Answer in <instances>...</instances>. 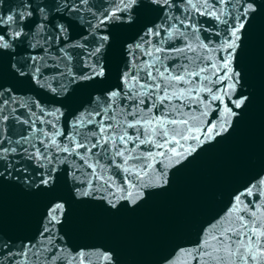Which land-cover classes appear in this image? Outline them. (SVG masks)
I'll return each mask as SVG.
<instances>
[{"label": "snow or ice", "instance_id": "6c2138e0", "mask_svg": "<svg viewBox=\"0 0 264 264\" xmlns=\"http://www.w3.org/2000/svg\"><path fill=\"white\" fill-rule=\"evenodd\" d=\"M111 4L110 8L101 9L90 0H19L15 8L9 7L8 14L0 12V69L54 93L59 89L67 94L72 85L91 87L110 72L105 59L113 42L114 27L133 23L140 9L161 4L168 9L164 15L166 25L153 24L140 34L138 43L124 46L131 60L120 73L119 84L90 96L88 108L70 122L67 135L57 126L63 115L59 109L46 113L40 108V116H53L55 121L41 119L31 108L26 118L24 113L17 115L18 107L26 105L6 111L9 103H16L14 92L0 84V180L18 181L27 189H50L58 179L61 165H70L77 197L106 201L113 210L121 200L135 205L143 196L144 178L156 164L162 166L155 170L159 174L157 179L166 177L165 161L179 163L195 150L190 145L185 147L186 144L204 143L228 130L231 117L238 113L225 103L221 114L217 102L223 103L227 97L239 109L248 100H232L240 73L231 67V59L238 47L239 33L245 27L244 18L255 11L249 0H203L202 5L188 0L190 8L200 15L213 17L221 24L232 21V31L220 46L221 52H228L221 63L212 61L207 54L210 45L202 42L191 17L168 14L172 10L171 0H111ZM235 22H239L238 27ZM77 28L81 31L74 38ZM184 28L192 29L195 43L189 42V34L181 30ZM176 40L185 43L176 44ZM166 44L171 47H165ZM53 48L56 54H52ZM70 48L83 52L73 53ZM49 58L54 63L49 64ZM43 68L58 69L49 74L55 88L42 82ZM212 111L218 114L216 123L205 119ZM18 123L27 129H21L22 134L13 141L6 133ZM37 123L40 128H36ZM34 141H39L41 147ZM69 157L75 159L70 162ZM25 160L32 162L35 172L23 166ZM116 176L121 177L119 186ZM163 184H167L166 178ZM101 190L104 195L94 194ZM262 198L264 189L258 184L236 194L225 217L209 226L211 232L205 229L207 234H202L192 248L177 249L181 256L191 258L185 264H264ZM63 208L59 202L51 207L48 223L34 242L20 248L7 241L0 243V264H74L76 260L89 264L83 251L73 253L71 259L61 255L63 245L56 241L63 237L57 235L55 225L61 223ZM102 259L112 264L110 255ZM172 264H177L175 259Z\"/></svg>", "mask_w": 264, "mask_h": 264}, {"label": "water", "instance_id": "95a60500", "mask_svg": "<svg viewBox=\"0 0 264 264\" xmlns=\"http://www.w3.org/2000/svg\"><path fill=\"white\" fill-rule=\"evenodd\" d=\"M192 2L203 4V0ZM249 2L255 11L244 18L245 27L239 33L238 47L231 59V67L240 73V82L236 85L232 100L244 97H248V100L239 109L229 103L227 97L223 103L217 102L221 114L225 103L238 113L231 117L226 132L204 143L190 141L185 147L190 145L195 150L185 159L179 163L165 161L168 165L163 169L166 177L157 179L159 174L155 170L162 166L156 164L149 176L144 178L145 186L141 189L143 196L137 203L131 205L127 200H121L116 210L108 208L106 201L77 197L73 191L70 165H61V171L57 172L58 179L50 189H27L18 181L5 183L0 180V243L7 241L20 248L22 244L34 242L48 223L51 207L59 202L63 203L64 208L61 223L55 228L63 240L56 242L63 245L61 255L68 259L72 258L73 253L83 251L89 264H106L102 259L106 254L112 257V264H172L173 259L177 264L190 262L191 258L181 256L177 249L192 248L201 240L202 234H207L205 229L211 232L209 226L225 217L236 194L252 184L264 189V185H261V181H264V0ZM17 3L19 0H3L0 12L8 14L9 7L15 8ZM90 3L101 9L112 6L111 0H90ZM239 7L237 5L236 9ZM157 8L158 11L153 10ZM171 9L169 15L192 18L202 42L210 45L207 54L212 61L223 62L228 52H221L220 46L232 31V21L221 24L213 17L200 15L190 8L188 0H171ZM236 9L232 10L233 14ZM167 12L163 4L153 5L149 9H140L133 23L114 27L113 42L105 59L110 72L102 82L94 83L91 87L72 85L67 94L60 93L59 89L54 93L37 83L14 78L0 69V84L13 89V100L16 102L9 103L5 110L26 105L18 107L17 111V115L24 113L26 118L30 115L28 108L38 116L40 108L46 113L59 109L63 115L59 117L57 126L66 135L69 134L70 122L88 108L90 96L103 90L110 91L119 84L120 73L131 60L124 46L138 43L140 34L153 24L166 25L168 21L164 20V15ZM133 14L136 15L135 12ZM235 23L238 27L239 22ZM181 30L189 34V42L195 43L191 28ZM80 31L77 28L73 37L78 38ZM164 35L162 32L161 36ZM148 39L155 42L152 37ZM175 43L182 45L185 42L176 40ZM165 47L171 45L166 44ZM69 51L79 53L83 49L70 48ZM51 52L56 54V49L53 48ZM47 62L54 63L51 58ZM72 63H76L75 57ZM41 71L45 74V81L42 82L55 88L56 83L49 74L58 69L43 68ZM40 118L56 119L53 116ZM205 119L216 123L218 114L212 111ZM40 127L37 123L36 128ZM46 127L51 128V125ZM21 129H27V126L15 124L6 134H10L14 141L22 134ZM58 139L63 141L64 138ZM34 143L41 147L39 141ZM11 146L19 147L15 144ZM25 146L31 151L29 145ZM74 159L69 157L70 162ZM22 163L29 172L36 171L31 161ZM88 171L91 172V169ZM164 178L167 184H163ZM115 180L119 186L121 177L116 176ZM94 194L101 196L104 192L101 190ZM74 264H79V261H74Z\"/></svg>", "mask_w": 264, "mask_h": 264}]
</instances>
